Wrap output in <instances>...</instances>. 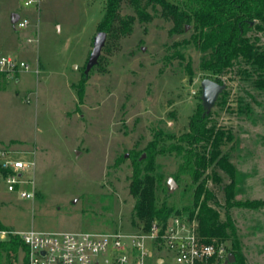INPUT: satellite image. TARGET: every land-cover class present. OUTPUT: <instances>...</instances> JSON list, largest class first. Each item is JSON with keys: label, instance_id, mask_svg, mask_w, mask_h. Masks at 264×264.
Listing matches in <instances>:
<instances>
[{"label": "rangeland", "instance_id": "374dc122", "mask_svg": "<svg viewBox=\"0 0 264 264\" xmlns=\"http://www.w3.org/2000/svg\"><path fill=\"white\" fill-rule=\"evenodd\" d=\"M24 2L0 0V52L30 66L0 89V143L14 150V158L35 163L27 174L35 196L9 192L0 175V224L20 233L136 231L131 155L156 132H186L201 101L206 79L198 68L201 54L185 43L191 27L172 33L173 23L159 8L150 9L151 21L136 19L128 36L107 38L100 66L83 81L106 0H39L29 7ZM14 12L29 19L27 29L15 28ZM121 14L134 15L125 3ZM248 36L264 47V31ZM28 37L37 41L28 43ZM239 69L235 63L222 76L229 97L225 108L214 107L212 123L238 139L232 160L244 182L237 199L264 203V90ZM239 106L249 111L240 113ZM156 164L163 176L158 201L190 220L191 181L174 178V157H160ZM169 178L177 183L173 192ZM225 182H208L222 220ZM230 213L242 264H264V204ZM0 264H24L23 252L4 253Z\"/></svg>", "mask_w": 264, "mask_h": 264}, {"label": "trees", "instance_id": "16d2710c", "mask_svg": "<svg viewBox=\"0 0 264 264\" xmlns=\"http://www.w3.org/2000/svg\"><path fill=\"white\" fill-rule=\"evenodd\" d=\"M179 1L106 0L104 16L97 30L106 32L109 41L120 39L131 34L136 19L149 22L152 19L150 9L159 8L162 16L173 23L172 33L184 34L187 27H191V35L185 43L200 52L198 68L205 78L226 85L222 76L235 63H239L238 73L246 80L252 79L257 89L264 90V47L257 44L259 38L248 36L251 31H264V0ZM124 3L133 16H122ZM100 63L101 56L94 68L99 67ZM86 76L84 73L83 81ZM79 91L83 98V89ZM228 97L225 89L214 107L225 108ZM238 111L244 113L249 109L248 106H239ZM213 114L214 108L208 110L201 100L189 118L186 132L180 135L156 132L142 151L132 153L133 172L129 185L135 201L132 222L137 230L147 231L154 223L166 225L171 216L179 213L165 201L160 203L157 198L163 176L157 172L156 161L160 157H174L178 161L174 178L178 181L189 179L193 187L192 206L186 212L190 220L196 223L197 235L206 243H223L227 247V243H230L228 251L235 257L233 264H242L241 245L230 211L235 207L256 208L264 203L237 199L244 182L243 174L232 160L238 139L231 129L212 123ZM209 179L216 183L227 181L223 187L224 220L212 205L215 196L208 187ZM0 230L12 231L1 224ZM25 250L19 235L11 234L0 239V256L4 253L18 254L19 251L24 253Z\"/></svg>", "mask_w": 264, "mask_h": 264}, {"label": "built area", "instance_id": "2783aa9c", "mask_svg": "<svg viewBox=\"0 0 264 264\" xmlns=\"http://www.w3.org/2000/svg\"><path fill=\"white\" fill-rule=\"evenodd\" d=\"M39 0H25L24 6ZM19 14V13H18ZM28 18L19 14L17 29H27ZM37 40L28 37V43ZM29 64L0 52V89L12 78L29 70ZM14 150L0 143V175L9 192L22 198L35 196L34 181L27 177L35 163L14 158ZM30 187V189H28ZM19 235L26 247L24 264H227L225 244L203 242L196 232V223L173 215L167 224L154 223L149 230L132 232H37L20 233L0 230V239ZM233 264V263H228Z\"/></svg>", "mask_w": 264, "mask_h": 264}, {"label": "water", "instance_id": "95a60500", "mask_svg": "<svg viewBox=\"0 0 264 264\" xmlns=\"http://www.w3.org/2000/svg\"><path fill=\"white\" fill-rule=\"evenodd\" d=\"M12 22L15 24L17 20L19 19V14L14 12L12 13ZM189 29V26L187 27V30ZM107 41V33L103 31H99L93 42V49L90 54L89 60L86 64L85 68V75H89V73L92 71V69L97 66L99 63V58L101 56L102 50L106 45ZM226 86L224 84H220L214 80H211L209 78L204 79L201 82V89H202V94H201V100L203 105L208 109L211 110L214 108L216 101L218 97L221 95V93L225 90ZM145 155H143L144 157ZM168 189L170 192H173L175 188L177 187V183L174 181L173 178H169L167 182ZM235 262V257L233 254H229V258L227 261L228 263H234Z\"/></svg>", "mask_w": 264, "mask_h": 264}]
</instances>
